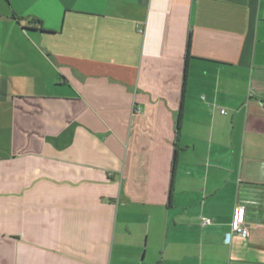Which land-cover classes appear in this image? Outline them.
Returning a JSON list of instances; mask_svg holds the SVG:
<instances>
[{"label":"crops","instance_id":"obj_1","mask_svg":"<svg viewBox=\"0 0 264 264\" xmlns=\"http://www.w3.org/2000/svg\"><path fill=\"white\" fill-rule=\"evenodd\" d=\"M0 264H264V0H0Z\"/></svg>","mask_w":264,"mask_h":264},{"label":"built area","instance_id":"obj_2","mask_svg":"<svg viewBox=\"0 0 264 264\" xmlns=\"http://www.w3.org/2000/svg\"><path fill=\"white\" fill-rule=\"evenodd\" d=\"M221 114H225V110H221ZM244 213H245V209L243 207L237 206L234 208L230 222V233L227 234L226 240H228L231 234H236L239 236L247 235V227L245 226ZM209 223H210L209 219L202 220V224H209Z\"/></svg>","mask_w":264,"mask_h":264},{"label":"trees","instance_id":"obj_3","mask_svg":"<svg viewBox=\"0 0 264 264\" xmlns=\"http://www.w3.org/2000/svg\"><path fill=\"white\" fill-rule=\"evenodd\" d=\"M26 30H28L27 28H25Z\"/></svg>","mask_w":264,"mask_h":264}]
</instances>
